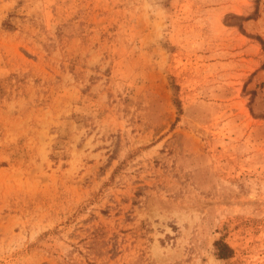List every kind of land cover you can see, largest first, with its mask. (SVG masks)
I'll use <instances>...</instances> for the list:
<instances>
[{
  "label": "rangeland",
  "instance_id": "1",
  "mask_svg": "<svg viewBox=\"0 0 264 264\" xmlns=\"http://www.w3.org/2000/svg\"><path fill=\"white\" fill-rule=\"evenodd\" d=\"M0 264H264V0H0Z\"/></svg>",
  "mask_w": 264,
  "mask_h": 264
},
{
  "label": "trees",
  "instance_id": "2",
  "mask_svg": "<svg viewBox=\"0 0 264 264\" xmlns=\"http://www.w3.org/2000/svg\"><path fill=\"white\" fill-rule=\"evenodd\" d=\"M217 249V256L220 259H227L233 255V249L226 243L218 241L215 243Z\"/></svg>",
  "mask_w": 264,
  "mask_h": 264
}]
</instances>
